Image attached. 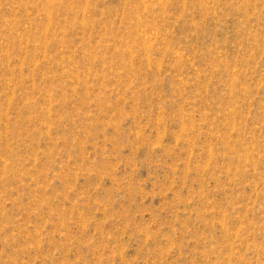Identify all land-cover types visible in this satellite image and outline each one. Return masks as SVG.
Masks as SVG:
<instances>
[{
	"label": "rangeland",
	"instance_id": "rangeland-1",
	"mask_svg": "<svg viewBox=\"0 0 264 264\" xmlns=\"http://www.w3.org/2000/svg\"><path fill=\"white\" fill-rule=\"evenodd\" d=\"M0 264H264V0H0Z\"/></svg>",
	"mask_w": 264,
	"mask_h": 264
},
{
	"label": "bare ground",
	"instance_id": "bare-ground-1",
	"mask_svg": "<svg viewBox=\"0 0 264 264\" xmlns=\"http://www.w3.org/2000/svg\"><path fill=\"white\" fill-rule=\"evenodd\" d=\"M232 85V84H231ZM224 226V225H223Z\"/></svg>",
	"mask_w": 264,
	"mask_h": 264
}]
</instances>
